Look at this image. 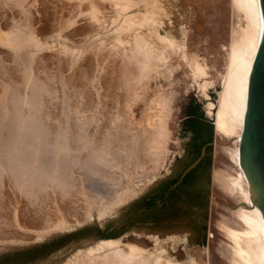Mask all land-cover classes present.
Instances as JSON below:
<instances>
[{
	"label": "bare ground",
	"instance_id": "1",
	"mask_svg": "<svg viewBox=\"0 0 264 264\" xmlns=\"http://www.w3.org/2000/svg\"><path fill=\"white\" fill-rule=\"evenodd\" d=\"M158 1L161 3L160 0ZM158 1H155V3H158ZM122 2V0L116 1V5L125 7ZM232 3H235V7L245 19V26H241V28L238 26L240 30H236L238 27L236 29L233 27L238 34H234L228 49H225L226 57L223 70L220 73V89L217 93L216 102L209 101L207 103V110L213 115L217 136L220 135V137L227 140L231 139V143L227 145L219 144L220 141L217 143L219 146L217 145L216 149L220 155L217 160H220L221 165L217 164L218 167H215L212 174L214 190L220 196V199L221 197L227 198L231 206H221L220 203L212 205L211 221H207L208 219L206 220L204 217V206L190 197H173L170 199L167 209L155 220L149 219L148 212L139 210L142 196L150 188L157 187L164 181H175L176 173L180 168V164L174 157H168L169 160L166 161L164 157L166 154L165 149H168V146L165 147L166 134L169 133L164 119L168 111L167 101L163 98L162 102L166 101V103L159 101L161 104L158 102L155 105V101L151 99L155 95L151 97V94L152 103L155 107L158 106V114L155 117L157 122L155 124L151 123L149 121L151 119L148 117L149 120H144L145 127L143 121V129L140 128L141 131H148H144L142 135L139 130L141 135L138 134L139 137H144L146 132H150L149 137L151 136V139L147 140L149 137H141V139L139 138L140 141L136 137L137 134L134 136L138 141L135 140L136 138L133 139L134 137L132 138L134 141L128 137L131 144L134 142V148L130 149L133 152L135 151L133 149L139 143L143 148L142 150H155V155L146 151L149 160H152V155L153 159L155 157L156 160V163H153L155 166L149 174L150 177L148 176L149 180L144 185H139L140 187H134L133 185L120 187L110 201L100 206L95 216L98 222L106 219H112L118 223L122 222L126 229L132 231L136 236L144 235L148 238L151 247L147 249L146 246L144 247L146 249H144L131 244L124 246L120 237L105 239L98 241L94 247L88 248V251H86L87 249L82 250L83 253L79 254L80 256H74L72 260H69V263L66 262L67 264H206L200 261L197 262L194 256L186 250L188 241L193 239L199 231H208V233L210 232L209 236L216 233L217 236L215 245L217 259L212 258L210 263L207 264H264V220L259 208L250 201L248 183L239 165V140L246 107L248 78L262 31V18L259 0H234ZM158 4L152 5L153 10L150 12L147 9L149 14L144 8V15L145 13L146 15L142 19L124 18L125 21L122 28H120L124 32L114 45V49L124 52L126 58L123 56L124 62L134 63L138 70H136L137 75L135 76L136 73L131 74L133 79H129L130 84L132 82L135 86L134 88L131 87L133 85H129L128 79L125 81L126 79L123 78L129 85L126 88H128L130 98L134 96L139 98L140 95H144L143 92L148 88L151 80H154V84H156L158 77L168 78L172 71L170 61L173 59V55H176L177 59H184L187 62L192 76L204 79L202 83L199 81L202 89H205L209 84V80L204 78L209 73L204 62L198 60L197 55L195 58L189 56L184 42L174 39L176 37L170 36L171 33L168 35L161 31L160 24L162 23L161 20L164 19H161V16H158L155 10L157 9L158 14H162V16L167 11L163 5ZM52 6L47 5L50 8ZM60 6V14L56 12L59 14H57L58 17L54 19L55 16H53L54 23L49 26L51 23L47 22L48 27L45 22L47 17L42 14V9L45 11V8L40 3H36V0H0V178H25L27 183H31L26 186L36 184L39 187L38 184H41L39 188L47 186L48 181L56 184L57 188H65L66 185H63L64 182L60 178H74L75 174L78 175L80 174L78 172L87 169L84 168L87 167L84 164L89 162L86 158L88 156L95 157L93 159H97V161L103 158L105 160V157H102L103 154L97 152L93 154L95 151H88L89 145L94 140L91 132L93 130L89 128L92 125L89 118L92 116L88 117L86 110L85 79L87 78L85 76L86 67L83 68V65H86L84 63L87 61H84L87 57L83 58L84 49L86 48H84L85 41L82 38L76 40V42L74 41L75 43L72 41V32L76 30L72 29L71 18L67 15L68 13L65 12L63 6ZM144 6L146 7L147 4H144ZM57 10L55 9V11ZM72 43L75 44V48L77 46L76 49H73ZM75 69L79 73H76ZM122 72L124 73V71ZM77 74H79L78 78L75 77ZM74 78H77L75 88ZM95 82L97 85V81ZM98 84V88L102 87L99 82ZM96 85L94 89H96ZM160 89L162 87L157 89V92H159L156 94V98L163 95ZM145 92L148 94L147 91ZM98 93H96V96ZM164 94L166 95V93ZM165 95L163 97H167ZM97 102L98 104L101 103L100 101ZM97 102L91 106H96ZM115 103L118 106L119 103ZM93 109L95 107L90 110ZM90 110L89 112H92ZM117 113L119 111L112 114L118 116ZM91 114L93 115V113L89 115ZM97 118L99 119V117ZM113 118L110 122L114 120L112 123L115 126V121L119 120H117V117ZM93 120H95V117ZM95 126L93 127L97 129ZM93 132H96V130ZM110 133L112 134V132ZM133 133L135 132L133 131ZM127 143L126 145L129 144ZM93 144H91V148ZM131 144L128 145L129 148ZM134 144L137 145L134 146ZM142 145L145 146L142 147ZM146 146L147 148H145ZM108 147L107 149H109ZM142 150L137 152L141 154L140 157L142 156L143 160V154L146 152L143 151V153ZM130 153L129 156L132 155V152ZM135 155L132 157H135ZM145 156L147 157V154ZM138 158L136 160L141 161ZM125 159L123 162L128 160ZM132 159L130 165H132ZM127 162L129 163V161ZM136 163L140 164L139 162ZM226 163L227 165L224 167ZM134 164L135 162L132 166L135 168L136 164ZM78 165H81L80 167L83 169L75 170L79 169L77 168ZM161 166L166 167L163 174L157 172ZM129 170L130 175L128 177L131 176L133 171L132 169ZM90 173H93V171ZM133 176L130 178H133ZM219 206L221 207L219 208ZM88 218L90 220L92 218L90 212ZM68 227L60 221L55 225V228L60 230L69 229L70 227ZM46 232L48 231L40 232L38 236L47 235Z\"/></svg>",
	"mask_w": 264,
	"mask_h": 264
},
{
	"label": "rangeland",
	"instance_id": "2",
	"mask_svg": "<svg viewBox=\"0 0 264 264\" xmlns=\"http://www.w3.org/2000/svg\"><path fill=\"white\" fill-rule=\"evenodd\" d=\"M104 1L36 0V3H40L42 7L44 6L45 8V11L42 9V14L47 17L45 21L47 26L49 22L51 23H49V26L54 23L52 17L55 16L54 19L58 17L57 14L60 12L59 5H61L71 18V23L73 25L71 26L73 27L72 29L76 30L72 32V41L76 42V40L80 38L85 41L84 48H86L84 49L83 58L87 57L84 59V61H87L84 63L86 65H83V68L85 69L86 67L85 76L87 78L85 79L87 99L86 110L88 117L92 116L89 118V122L92 124L89 128L93 131L96 130V132L91 131L93 133L92 139L94 140V144L91 143L93 144L92 148V145H89L88 151H95L93 154L96 152L101 155L103 154L102 157H105V160L103 158L100 161L98 160V162L97 159H93L95 157H86L89 162L84 164L87 165V167L84 168L87 169L81 168V165H78L77 168L79 169H75L77 171L80 170V168L83 169L84 171L81 170L82 174L80 171L78 172L80 174H75L73 176L74 178H60V180L65 183H63V185H66L65 188L63 187L65 190L62 187L57 188V186H55L56 184H52L51 181L47 182L48 187L45 185V187L39 188L41 184H38L39 187H37L36 184L26 186L31 183H27L25 178H0V264H65L66 262L69 263V260H72L74 256H80L79 254H82L86 249V251H88V248L97 245L96 243H98V241L100 242L101 240L119 237L124 246L131 244L141 248L147 246V249L151 247V242L148 238L144 235L136 236L132 231L126 229L122 222L118 223L112 219L98 222L95 216L100 206L110 201L116 190L120 187L127 185L140 187L149 180L151 169L155 166L153 163H156L155 157L153 159L155 150L151 148L149 151L146 149L142 150L143 148H141L139 143L138 145L134 144V146H137L133 149L135 150L133 152L130 150L134 143L131 144V140L134 141L133 139L136 137L138 139L143 137H139L138 134H140L143 126L145 127V119L149 117L151 120H148L151 123L155 124L157 122V118L155 119V117H157L158 114V106L155 107V105L158 104L159 101L162 102L163 98L167 101L166 107L169 111H167V119L164 118L166 120L165 126L167 132H169L166 134L167 141H165V147L168 146V149H165L166 154L164 157L166 158L165 161L169 160L167 159L168 157H174L180 164V168L176 173L175 181H164L159 186L150 188L148 192L142 196L139 210L148 212L149 219L155 220L167 209L169 201L173 197H190L193 200L199 201L200 204L204 206V217L206 220L208 219L207 221H211L212 205L220 203L221 206H231L227 198H219L220 196L214 190V180L212 178L215 167L217 168L218 165H221L219 162L220 160H217L220 157L216 149L217 143L220 141L219 144L227 145L231 143V139H228V141L226 138L223 139V137H220V135L217 136L218 134L213 123V115L208 112L207 103L209 101L216 102L217 93L220 89V73L223 70V63L226 57L225 49H228L234 34H238L234 30L238 26L240 28L241 26H245V19L241 16L237 7H235V3H232L234 0H160L161 3H159L158 0H122L126 8L116 5V1L118 2L120 0ZM112 1L114 3H111ZM155 1H158L159 4L155 3ZM144 4H147V6L145 7ZM157 4L163 5L167 11L163 17L162 14H158L159 12L157 9L155 10L157 11V15L161 16V19H164H160L162 22L160 24V29L162 28L161 31L168 35L171 33L170 36L173 38L176 37L174 39L184 42L188 49L186 50L188 55L194 58L197 55L196 58L204 62L205 68L209 72L204 78L209 80V84L205 89H202L201 83L204 79L192 76L187 62L181 58V60H179V58L177 59V57H175L176 55H173V59L170 61L172 65L170 76L168 78H164V76L158 77L156 79V84H154V80L150 79V87L148 86L150 91L146 88L143 92L145 96L140 95V99L135 96L130 98V94L127 91L128 88L126 87L133 85L132 82L130 84L129 79H131V76L135 73L136 76L138 70L134 63L130 64V62H124L126 59L125 54H123L124 52L114 49V45L117 39L122 37L121 35L124 31H121L122 29L120 30V28H122L125 19H130L132 17L136 20L142 19L146 15V13L144 15L145 10L147 11L148 9L150 12L153 10L152 5ZM47 5L53 6L50 8L47 7ZM54 8L59 10L55 11ZM45 12H47L46 15ZM48 12L49 15H52L51 17L48 15ZM238 28L236 30H240V28ZM74 46L75 44H73V49L75 48ZM218 70L221 71L219 72ZM122 71H124V73ZM75 72L79 73L76 69ZM78 76L79 74L75 77L78 78ZM77 78H74V88L77 84ZM92 78L93 80L96 79L93 81L91 80ZM123 78L124 80L126 79L125 81L128 79L127 82H129V85ZM95 81H97V85ZM98 82L102 87L99 86L100 88H98ZM93 84L97 86V91H95V85L93 86ZM131 87L134 88L135 86L133 85ZM159 87H162L160 91L163 95L166 93L167 97L161 95V97L157 96L156 98V94L159 92H157V89H159ZM98 89L101 91H98ZM116 89L118 91L120 89V91L118 92ZM145 91H147L148 94H146ZM96 93H98L97 96ZM150 95L151 97L155 95V98H151ZM150 98L155 101V105ZM96 100L100 101L101 105L98 104ZM166 101L162 103H166ZM95 102H97L96 106H91L94 105ZM115 102L119 103L117 104L118 106H116ZM160 102L159 104H161ZM92 107H95V109L90 110ZM89 110L92 112H89ZM116 111H119V113H117V115L119 114V118L116 114H112ZM90 113H93V115H89ZM97 113L99 115H95ZM112 116L117 117V120H119L115 121V126H113L114 123H112L114 120L110 122L113 118ZM94 117L95 120H93ZM97 117H99V119ZM143 121L144 125L142 126ZM93 126L97 127V129ZM133 131L135 133H133ZM144 131L142 130L141 134L144 133ZM110 132H112V134ZM145 134L143 138L149 137L151 133L149 132L147 134L148 136ZM134 135H136V137ZM128 137L131 138V140ZM150 137L147 138V140L151 139ZM137 138L135 140H137ZM224 140H226L225 143ZM127 142L132 145H130V148ZM126 143L128 145H126ZM145 145H142V147ZM107 147L109 149H107ZM145 148H147V146ZM141 150L142 152L148 151L152 152L151 154L154 153L151 158L154 161L152 162V160H149L148 152H143L144 157H146L145 155L147 154L145 159L143 157V161L142 156L140 157L141 154L137 152ZM129 151L132 152L130 156L128 155L131 154ZM134 154H136V158L132 157ZM125 158L128 159L127 161H129V163L127 161L123 162V160H126ZM132 158H135V161ZM137 158L141 161L136 160ZM131 159L132 165L134 162L136 164H134L136 166L135 168L130 165ZM228 164L230 165V163ZM225 165H227V163L224 164V167ZM165 168L166 167L161 166L157 172L163 174ZM129 169L135 170L137 173L133 174V176L132 173L135 172L131 170V176H133V178H130L131 176L128 177V175H130ZM92 171L93 173H90ZM51 185H54L53 189ZM221 206H219V208ZM89 212L92 215L91 220L88 218ZM59 221L65 223L70 228L68 227L69 229H66V227L62 230L56 229L55 225ZM44 231H48L46 232L47 235L45 234L42 235L44 237H39V233ZM209 233L208 231H199L197 235L186 244V250L194 256L197 262L200 261L207 264L208 262L210 263V259H217L215 247L217 236L216 233L209 236Z\"/></svg>",
	"mask_w": 264,
	"mask_h": 264
},
{
	"label": "water",
	"instance_id": "3",
	"mask_svg": "<svg viewBox=\"0 0 264 264\" xmlns=\"http://www.w3.org/2000/svg\"><path fill=\"white\" fill-rule=\"evenodd\" d=\"M259 6L262 31L248 78L239 165L248 183L250 201L264 220V0H259Z\"/></svg>",
	"mask_w": 264,
	"mask_h": 264
}]
</instances>
